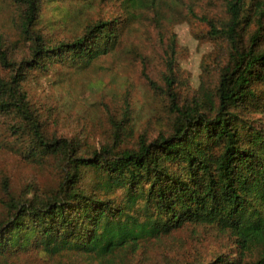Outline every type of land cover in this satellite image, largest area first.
Wrapping results in <instances>:
<instances>
[{
    "label": "trees",
    "instance_id": "16d2710c",
    "mask_svg": "<svg viewBox=\"0 0 264 264\" xmlns=\"http://www.w3.org/2000/svg\"><path fill=\"white\" fill-rule=\"evenodd\" d=\"M13 1L32 42L30 58L15 61L0 39V63L9 71L0 77V117L17 120L12 131L30 137L28 156L55 157L63 176L43 198L6 192L0 260L43 255L123 264L147 242L186 225H207L235 246L210 264H264V1L223 0L228 20L220 29L202 18L229 46L215 91L201 87L191 101H181L173 88L172 47L164 77L175 114L169 135L142 136L136 147L122 149L121 124L113 145L84 155L72 141L45 135L24 82L28 72L57 63L88 67L116 49L118 27L99 20L79 36L51 43L33 28L45 3L62 0ZM4 187L9 190L7 181Z\"/></svg>",
    "mask_w": 264,
    "mask_h": 264
},
{
    "label": "rangeland",
    "instance_id": "374dc122",
    "mask_svg": "<svg viewBox=\"0 0 264 264\" xmlns=\"http://www.w3.org/2000/svg\"><path fill=\"white\" fill-rule=\"evenodd\" d=\"M264 1V0H263ZM22 7L0 0V39L15 61L30 58L31 39L21 26ZM228 20L223 0H62L45 3L35 33L47 42L68 41L99 20L113 21L120 37L114 51L78 68L55 64L30 71L24 88L48 138L67 139L81 153L113 145L122 124L120 148H134L169 135L175 120L164 81L172 47L174 92L191 101L201 87L215 91L219 70L228 57L225 39L210 33ZM176 38L173 41V38ZM264 44V43H263ZM9 71L0 63V77ZM15 119L0 117V222L6 219L9 195L16 199L46 197L56 192L63 176L53 156H28L31 139L12 131ZM118 143V145H119ZM7 181L8 189L4 187ZM227 233L207 225H186L145 243L123 264H210L218 255L234 253ZM127 260V261H126ZM111 259L41 256L10 258L0 264H108Z\"/></svg>",
    "mask_w": 264,
    "mask_h": 264
}]
</instances>
